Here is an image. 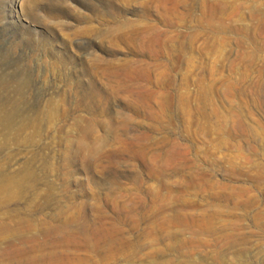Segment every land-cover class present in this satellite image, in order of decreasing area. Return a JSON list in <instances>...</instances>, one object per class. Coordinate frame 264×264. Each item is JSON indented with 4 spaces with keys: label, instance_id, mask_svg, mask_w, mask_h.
<instances>
[{
    "label": "rangeland",
    "instance_id": "obj_1",
    "mask_svg": "<svg viewBox=\"0 0 264 264\" xmlns=\"http://www.w3.org/2000/svg\"><path fill=\"white\" fill-rule=\"evenodd\" d=\"M0 264H264V0H0Z\"/></svg>",
    "mask_w": 264,
    "mask_h": 264
},
{
    "label": "bare ground",
    "instance_id": "obj_2",
    "mask_svg": "<svg viewBox=\"0 0 264 264\" xmlns=\"http://www.w3.org/2000/svg\"><path fill=\"white\" fill-rule=\"evenodd\" d=\"M243 255V254H242Z\"/></svg>",
    "mask_w": 264,
    "mask_h": 264
}]
</instances>
